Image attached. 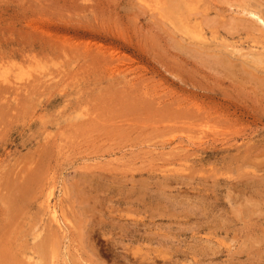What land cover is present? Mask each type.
<instances>
[{
    "label": "rangeland",
    "instance_id": "rangeland-1",
    "mask_svg": "<svg viewBox=\"0 0 264 264\" xmlns=\"http://www.w3.org/2000/svg\"><path fill=\"white\" fill-rule=\"evenodd\" d=\"M263 1L0 0V264H264Z\"/></svg>",
    "mask_w": 264,
    "mask_h": 264
},
{
    "label": "bare ground",
    "instance_id": "bare-ground-1",
    "mask_svg": "<svg viewBox=\"0 0 264 264\" xmlns=\"http://www.w3.org/2000/svg\"><path fill=\"white\" fill-rule=\"evenodd\" d=\"M193 1H194V0H193ZM209 1H210V0H209ZM199 2H200V1H199ZM201 2H202V1H201ZM203 2H204V1H203ZM263 2H264V1H263ZM217 3H218V2H217ZM239 3H240V2H239ZM251 3H252V2H251ZM202 4H203V3H202ZM206 4H207V3H206ZM208 4H209V3H208ZM221 4H222V3H221ZM215 6H216V5H215ZM209 7H210V6H209ZM212 7H213V5H212ZM217 7H218V6H217ZM200 8H201V7H200ZM207 8H208V7H207ZM220 8H221V6H220ZM248 8H249V7H248ZM248 8H247V9H248ZM253 8H254V7H253ZM178 9H179V8H178ZM216 9H217V8H216ZM244 9H245V7H244ZM257 9H258V8H257ZM181 10H182V9H181ZM222 10H223V9H222ZM259 10H260V9H259ZM198 11H199V10H198ZM212 11H214V9H213ZM217 11H218V10H217ZM217 11H216V12H217ZM248 11H249V10H248ZM179 12H180V11H179ZM246 12H247V11H246ZM253 12H254V10L252 11V13L249 12V13H247V14H251V15L253 16V17H251V18H256L257 22H259V23L264 27V20L262 19V17L257 16V15H258L257 13H256L257 15H255V13L253 14ZM188 13H189V12H188ZM199 13H200V12H199ZM218 13H219V11H218ZM218 13H216V14H218ZM242 13H243V12H242ZM193 14H194V13H193ZM196 14H197V13H196ZM247 14H246V15H247ZM259 14H260V13H259ZM180 15H181V14H180ZM186 15H187V14H186ZM191 15H192V14H191ZM200 15H201V14H200ZM205 15H206V13L204 14V16H205ZM209 15H210V14H209ZM243 15H244V14H243ZM260 15H263V14H260ZM204 16H203V17H204ZM206 17H207V16H206ZM206 17H205V18H206ZM230 17H231V16H230ZM192 18H193V17H192ZM207 18H208V17H207ZM237 18H238V17H237ZM248 18H249V16H248ZM185 19H186V18H185ZM202 19H203V18H202ZM243 19H244V18H243ZM211 20H212V18H211ZM237 20H239V18H238ZM208 21H210V20H208ZM188 22H189V20H188ZM196 22H197V21H196ZM231 22H232V21L230 20V23H231ZM193 23H195V22H193ZM206 23H207V22H206ZM234 23H235V22H234ZM210 24H212V23H210ZM228 24H229V22H228ZM236 24H237V22H236ZM242 24H243V23H241V25H239L238 27L242 26ZM251 24H252V23H251ZM251 24H250L249 27L252 26ZM246 25H247V24H246ZM248 25H249V24H248ZM208 26H209V25H208ZM223 26H224V25H223ZM225 26H226V25H225ZM232 26H233V25H232ZM214 27H215V26H214ZM227 27H228V26H227ZM235 27H236V26H235ZM253 27H254V26H253ZM217 29H218V28H217ZM250 29H251V28H250ZM253 29H256V28H253ZM235 30H236V29H235ZM238 30H239V29H238ZM247 30H248V29H247ZM258 30H259V29H257V31H258ZM222 31H223V30H222ZM232 31H234V30H232ZM240 31H241V30H240ZM201 32H203V31H201ZM238 32H239V31H238ZM245 32H247L246 29H245ZM260 32H261V31H260ZM209 33H211V32H209ZM213 33H214V32H213ZM180 34H181V33H180ZM186 34H187V33H186ZM204 34H205V32H204ZM211 34H212V33H211ZM211 34H210V35H211ZM242 34H243V33H242ZM247 34H250V32L247 33ZM247 34H246V35H247ZM262 34H263V33H262ZM205 35H206V34H205ZM208 35H209V34H208ZM216 35H217V34H216ZM228 35H229V34H228ZM251 35H252V34H251ZM251 35H250V36H251ZM217 36H218V35H217ZM230 36H231V35H230ZM215 37H216V36H215ZM220 38H221V37H220ZM238 38H239V37H238ZM254 38H255V37H254ZM254 38H253V39H254ZM181 39H182V38H181ZM212 39H213V38H212ZM215 39H216V38H215ZM242 39H243V37H242ZM263 39H264V38H263ZM183 40H184V38H183ZM203 40H204V39H203ZM221 40H222V38H221ZM233 40H234V39H233ZM238 40H239V39H238ZM246 40H247V39H246ZM216 41H217V40H216ZM240 41H241V39H240ZM256 41H257V38H256ZM126 42H127V41H126ZM221 42H222V41H221ZM223 42H224V41H223ZM181 43H182V42H181ZM212 43H213V42H212ZM214 43H215V42H214ZM214 43H213V44H214ZM243 43H245V42H243ZM259 43H262V41L259 42ZM195 44H196V43H195ZM197 44H198V43H197ZM253 44H254V43H253ZM255 44H256V42H255ZM255 44H254V45H255ZM257 44H258V43H257ZM189 45H190V44H189ZM215 45H216V44H215ZM249 45H250V44H249ZM180 46H181V44H180ZM186 46H187V45H186ZM223 46H224V45H223ZM246 46H247V45H246ZM251 46H252V45H251ZM184 47H185V46H184ZM194 47H195V46H194ZM219 47H220V45H219ZM219 47H218V48H219ZM233 47H234V46H233ZM61 48H62V47H61ZM178 48H179V47H178ZM211 48H214V47L212 46ZM185 49H186V48H185ZM191 49H192V48H191ZM224 49H225V48H223V51H224ZM227 49H229V48H227ZM234 49H235V48H233V50H234ZM181 50H182V49H181ZM183 50H184V49H183ZM187 50H188V46H187ZM236 50H237V49H236ZM247 50H248V48H247ZM256 50H258V49H256ZM87 51H88V50H87ZM231 51H232V50H231ZM258 51H260V49H259ZM258 51H254V52H258ZM261 51H262V50H261ZM211 52H212V51H211ZM213 52H214V51H213ZM226 52H227V51H226ZM262 52H263V51H262ZM221 53H222V52H221ZM112 54H113V53H112ZM215 54H218V53H215ZM226 54H227V53H226ZM259 55H260V54H259ZM262 55H264V54H262ZM109 56H110V55H109ZM209 56H210V54H209ZM223 56H224V55H223ZM251 56H252V55H251ZM113 57H114V56H113ZM113 57H112V58H113ZM199 57H200V56H199ZM249 57H250V56H249ZM202 58H203V57H202ZM205 58H206V57H205ZM116 60H117V58H116ZM224 60H225V59H224ZM243 60H244V59H243ZM118 61H119V60H118ZM222 61H223V60H222ZM123 62H124V61H123ZM223 62H224V61H223ZM223 62H222V64H224ZM118 64H119V63H118ZM230 65H231V64H230ZM129 66H130V65H129ZM227 66H229V65L227 64ZM132 67H133V66H132ZM116 68H117V67H116ZM116 68H114V69H116ZM128 68H130V67H128ZM202 68H203V67H202ZM239 68H240V67H239ZM110 69L112 70L113 68H110ZM114 69H113V70H114ZM247 70H248V69H247ZM114 71H115V70H114ZM111 72H112V71H111ZM111 72H110V73H111ZM244 72H245V71H244ZM133 73H134V72H133ZM221 73H222V72H221ZM245 73H246V72H245ZM256 73H257V72H256ZM196 74H197V73H196ZM201 74H202V73H201ZM203 74H204V73H203ZM215 74H216V73H215ZM250 74H251V73H250ZM257 75H258V74H257ZM65 76H66V75H65ZM175 76H176V75H175ZM251 76H252V75H251ZM43 77H44V76H43ZM224 77H226V76H224ZM259 77H260V76H258V78H259ZM40 78H41V77H40ZM214 78H215V77H214ZM254 78H255V77H254ZM35 79H37V78H35ZM38 80H39V79H38ZM40 80H41V79H40ZM40 80H39V81H40ZM135 80H136V79H135ZM206 80H207V79H206ZM254 80H256V78H255ZM257 80H258V79H257ZM260 80H261V77H260ZM262 80H263V79H262ZM133 81H134V80H133ZM204 81H205V80H204ZM251 81H253V80H251ZM35 82H36V80H35ZM40 82H41V81H40ZM130 82H131V81H130ZM208 82H209V81H208ZM27 83H28V82H27ZM31 83H32V82H31ZM201 83H202V82H201ZM223 84H224V83H223ZM29 85H30V84H29ZM42 85H43V84H42ZM245 85H246V84H245ZM37 86H38V84H37ZM52 86H53V85H52ZM130 86H131V85H130ZM236 86H237V85H236ZM29 87H30V86H29ZM35 87H36V86H35ZM39 87H41V85H40ZM47 87H48V86H47ZM5 88H6V87H5ZM15 88H16V87H15ZM15 88H14V89H15ZM19 88H20V87H19ZM32 88H33V87H32ZM237 88H238V87H237ZM2 89H3V88H2ZM29 89H30V88H29ZM230 89H231V88H230ZM36 90H37V89H36ZM37 91H38V90H37ZM4 92H5V91H4ZM4 92H3V93H4ZM21 92H22V91H21ZM155 93H156V92H155ZM0 94H1V93H0ZM217 94H218V93H217ZM231 94H232V93H231ZM28 96H29V95H28ZM149 96H150V95H149ZM78 97H79V96H78ZM83 97H84V96H83ZM1 98H2V96H1ZM15 98H16V97H15ZM15 98H14V99H15ZM214 98H215V97H214ZM27 100H28V99H27ZM219 100H220V99H219ZM23 101H24V100H23ZM190 102H191V101H190ZM18 103H19V102H18ZM22 103H23V102H22ZM71 103H72V102H71ZM15 104H16V103H15ZM15 104H14V105H15ZM27 104H28V103H27ZM29 104H31V103H29ZM76 104H77V103H76ZM83 104H84V103H83ZM80 106H81V105H80ZM66 107H67V106H66ZM76 107H77V105H76ZM78 107H79V106H78ZM220 107H221V106H220ZM33 108H34V107H33ZM13 109H14V108H13ZM198 109H199V108H198ZM207 109H208V108H207ZM16 110H17V109H16ZM64 110H65V109H64ZM229 110H230V109H229ZM17 111H18V110H17ZM223 111H224V110H223ZM20 112H21V111H20ZM60 112H61V111H60ZM62 112H63V111H62ZM63 114H64V113H63ZM87 118H88V117H87ZM0 119H1V118H0ZM185 119H186V118H185ZM78 127H79V126H78ZM72 128H73V127H72ZM40 129H41V128H40ZM41 132H42V131H41ZM58 133H59V132H58ZM58 133H57V134H58ZM63 134H64V133H63ZM38 135H39V134H38ZM56 136H57V135H56ZM39 137H40V136H39ZM50 137H51V136H50ZM46 138H47V137H46ZM48 138H49V137H48ZM48 138H47V140H48ZM64 138H65V137H64ZM45 140H46V139H45ZM59 140H60V139H59ZM44 142H45V141H44ZM54 142H55V141H54ZM48 143H49V142H48ZM39 144H40V143H39ZM37 145H38V144H37ZM40 145H41V144H40ZM44 146H45V145H44ZM54 146L56 147V145H54ZM38 147H39V146H38ZM40 147H41V146H40ZM40 147H39V148H40ZM42 148H43V147H42ZM56 148H57V147H56ZM43 149H44V148H43ZM40 150H41V149H40ZM42 151H43V150H42ZM48 151H49V150H48ZM39 152H40V151H39ZM40 153H41V152H40ZM42 153H43V152H42ZM42 153H41V154H42ZM49 153H50V151H49ZM49 155H50V154H49ZM35 158H37V156H35ZM43 158H44V157H43ZM19 168H20V167H19ZM22 169H23V168H22ZM22 169H21V170H22ZM32 170H33V169H32ZM10 172H11V171H10ZM14 172H15V170H14ZM11 173H12V172H11ZM20 176H21V175H20ZM19 178H21V177H19ZM23 178H24V177H23ZM23 178H22V179H23ZM15 180H16V179H15ZM6 181H7V180H6ZM8 183H9V186H10V182H9V181H8ZM8 183H7V186H8ZM3 186H4V185H3ZM11 187H12V185L10 186V188H11ZM49 187H50V186H49ZM0 188H1V187H0ZM3 188H4V187H3ZM8 188H9V187H8ZM8 188H4V189H5V190H6V189L8 190ZM12 189H13V188H12ZM20 189H21V188H20ZM24 189H25V186H24ZM26 189H28V188H26ZM2 190H3V189H2ZM5 190H4V191H5ZM7 190H6V191H7ZM9 190H10V189H9ZM45 192H46V191H45ZM5 193H6V192H5ZM7 193H8V192H7ZM22 193H24V191H23ZM29 193H30V192H29ZM35 193H36V192H35ZM16 194H17V193H16ZM13 196H14V195H13ZM50 197H51V196H50ZM12 198H13V197H12ZM9 199H10V197H9ZM14 201H15V200H14ZM6 202H7V201H6ZM12 202H13V201H12ZM46 203H47V202H46ZM8 204H9V203H8ZM13 204H14V203H13ZM14 205H15V204H14ZM39 205H40V204H39ZM8 209H9V208H8ZM21 211H22V210H21ZM45 211H46V209H45ZM59 218H60V217H59ZM34 219H36V218H34ZM38 219H39V218H38ZM55 219H56V218H55ZM59 220H60V219H59ZM59 220H58V221H59ZM133 220H134V219H133ZM8 222H9V221H8ZM16 222H17V221H16ZM25 222H26V221H25ZM59 225H60V224H59ZM11 228H12V227H11ZM35 229H36V228H35ZM111 229H112V228H111ZM18 230H19V229H18ZM18 230H17V231H18ZM25 232H27V231H25ZM29 233H30V232H29ZM32 233H33V232H32ZM32 233H31V234H32ZM51 235H52V234H51ZM28 236H30V234H29ZM37 238H38V237H37ZM36 240H38V239H36ZM32 241H33V240H32ZM33 242H34V241H33ZM4 243H5V242H4ZM16 244H18V243H16ZM7 247H8V246H7ZM228 247H229V246H228ZM25 248H26V247H25ZM49 248H50V247H49ZM49 250H50V249H49ZM3 251H4V249H3ZM7 254H8V253H7ZM8 256H9V255H8ZM25 256H26V255H25ZM28 256H29V255H28ZM16 257H17V256H16ZM27 258H28V257H27ZM36 258H37V257H36ZM3 259H4V258H3ZM6 259H7V258H6ZM29 259H31V258L29 257ZM4 260H5V259H4ZM27 260H28V259H27ZM31 260H32V259H31ZM16 261H17V259H16ZM33 261H34V259H33ZM34 263H35V262H34ZM34 263H33V264H34ZM50 263H51V262H50Z\"/></svg>",
    "mask_w": 264,
    "mask_h": 264
}]
</instances>
